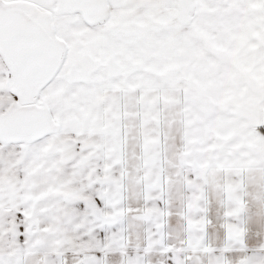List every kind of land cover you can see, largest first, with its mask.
I'll return each instance as SVG.
<instances>
[{"label":"snow or ice","instance_id":"obj_1","mask_svg":"<svg viewBox=\"0 0 264 264\" xmlns=\"http://www.w3.org/2000/svg\"><path fill=\"white\" fill-rule=\"evenodd\" d=\"M0 264H264V0H0Z\"/></svg>","mask_w":264,"mask_h":264}]
</instances>
